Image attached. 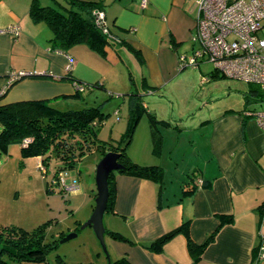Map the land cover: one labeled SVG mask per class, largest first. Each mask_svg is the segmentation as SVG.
<instances>
[{
	"label": "crops",
	"instance_id": "1",
	"mask_svg": "<svg viewBox=\"0 0 264 264\" xmlns=\"http://www.w3.org/2000/svg\"><path fill=\"white\" fill-rule=\"evenodd\" d=\"M30 1L0 0V92L16 79L0 102L49 99L53 107L65 105L68 109L100 104L108 114L127 101L126 93L141 95L147 131L140 140L131 137L126 155L140 165H159L162 176L157 184L143 177L113 175L114 198L106 219L120 221V228L109 229L127 239L125 243L111 242L114 257H125L130 264H264L257 260L259 236L264 234V208H258L264 203V133L251 117L232 109L201 111L203 99L198 107L183 111L192 108L186 96L178 105L182 112L172 114L177 79L187 67L179 68L177 57L191 54L192 48L186 53L182 45L189 35L192 40L198 0H101L105 24L120 42L106 46L100 55L84 43L65 53L51 51L48 27L28 17ZM11 25L18 27L15 36L2 32ZM123 55L131 64L137 62L134 75L120 77V86L113 82L117 88L101 81L103 90H85L81 105L76 102L73 82L92 83L90 74L96 70L99 76L103 73V79L107 63L124 64ZM195 67L197 70L189 72L192 80L201 82L202 76L212 72L201 64ZM65 74L71 78L62 79ZM114 91L117 97L111 98ZM162 101L170 106L168 113L152 107ZM147 111L160 121L155 128L161 136L157 153L152 152ZM119 136L110 134V141ZM167 147L169 153L164 156ZM197 179L202 185H195ZM186 182L193 189L183 193V187H191ZM182 222H186L187 237L195 245H203L199 252L188 251L181 231L164 241L158 251L148 248Z\"/></svg>",
	"mask_w": 264,
	"mask_h": 264
},
{
	"label": "trees",
	"instance_id": "2",
	"mask_svg": "<svg viewBox=\"0 0 264 264\" xmlns=\"http://www.w3.org/2000/svg\"><path fill=\"white\" fill-rule=\"evenodd\" d=\"M62 1L64 5L59 4V10L51 6H41L37 0H31L27 9L31 21L42 22L48 27L51 34L48 39L51 51L65 53L71 46L84 43L97 53L104 54L106 46L120 42L110 31L108 25H106L107 35L94 23L91 12L93 9L103 11L101 0ZM179 66V68L184 67L181 64ZM68 75L65 74L62 79H69L70 76ZM20 76L18 78H22ZM214 76L225 77L212 70L204 81ZM15 81L16 79L11 80L7 88ZM247 84L250 92L257 93L264 98V91L253 84ZM80 86H82L83 91L77 92L74 90L72 96L81 100H83L85 90L88 92L93 88L104 89L102 84L98 82L81 84ZM7 88L1 90L0 100ZM125 95L127 96L126 125L114 144L97 138L99 126L107 115L101 110L100 104L81 109L59 110L50 104L49 99H22L0 102V155L6 153L9 144L17 143L20 155L22 157H38L41 167H46L49 159H55L59 161L60 167L53 172L54 178L59 170L72 171L76 160L93 148L101 151V156L106 151L119 153L117 161L122 165V169L111 171L107 176L108 198L104 213L110 212L114 198L112 178L115 173L143 177L157 184L160 183L162 176V169L159 165H140L130 161L126 155V147L131 139L132 132L141 113L145 112V108L142 106L139 93L129 92ZM251 118L253 119V117ZM147 120L151 132L152 152L157 153L161 136L155 128L160 121L156 120L152 113L148 111ZM23 139H26L27 142L22 143ZM43 171H45L44 168ZM73 174L76 176L77 173ZM193 175L195 176V174ZM197 180V182H194L195 185H202L203 182ZM187 184L191 183L186 182L185 186ZM51 185V183L46 184L45 191H52ZM192 189L193 185L191 184V187H183L182 192H191ZM258 208L262 210L264 203L260 204ZM229 219L230 217H226V221H229ZM48 225V222H43L30 230L12 225L0 226V264H10L1 258L2 254L13 261L44 260L46 251L52 248L51 245L55 242L54 240L45 241V230ZM180 231L186 236L188 251L191 254L199 252L203 245H195L187 237L186 222H182L177 227L164 233L157 240L150 243L148 248L158 251L164 241ZM108 234L112 239L127 240L116 231H108ZM56 260L60 261V258L56 257ZM110 264L130 263L125 257H117Z\"/></svg>",
	"mask_w": 264,
	"mask_h": 264
},
{
	"label": "rangeland",
	"instance_id": "3",
	"mask_svg": "<svg viewBox=\"0 0 264 264\" xmlns=\"http://www.w3.org/2000/svg\"><path fill=\"white\" fill-rule=\"evenodd\" d=\"M37 2L41 6H51L58 10L60 8L59 4L64 5L62 0H37ZM49 35H51L50 31ZM193 35L194 32L191 37ZM195 47L196 44L192 43L189 35V39L183 43L182 49L187 50L186 53H188L190 48ZM183 55L188 56L190 52ZM123 60L125 65L112 62L107 63L108 66L104 65L108 67V70L103 79L101 78L103 73L99 76L97 70L91 71L92 83L96 80L98 83L107 81L111 83V86L113 82H116L119 86L122 85V78L128 79V75H134V64H137V62L134 63L131 55H129V60L134 64H131L125 55H123ZM200 64L206 70L212 69L208 63L203 62ZM194 70H197L195 66L185 67L182 70V72L184 71L182 76H186V81L181 82L183 78L181 76V79H177L180 83L173 92L174 107L172 114L182 112V108L178 105L186 96L189 97L190 107L192 108L188 107L183 111L198 107L197 102L200 99H203V103L200 105H202L201 111L204 112L214 113L224 108L232 109L242 115L245 112L264 111V98L257 93L250 92L249 85L246 82L234 78L218 77L212 80L207 79L201 84L200 79L192 80L191 75H189V72ZM107 82L104 83V86L107 85ZM113 86L117 88L116 84ZM107 92L110 91L107 90ZM112 93L111 98L117 97V92ZM108 95L109 93H107ZM99 99L101 101L102 98ZM80 100L77 97L76 102L81 105L83 101L80 102ZM120 100H123V98ZM93 101L96 100L93 99ZM105 104L106 102L102 106ZM119 105L115 113L111 110L103 118L97 132L98 139L111 142L110 134L117 138L118 133L123 130V121H125L127 115V101L125 100ZM89 106L93 105L86 104V106L82 105L80 107ZM155 106L158 111H163V113L170 111V106L165 105V102L152 105V107ZM56 108L59 110L68 109L65 105H59ZM146 122L145 114L141 115L131 137L133 136L136 140L145 137ZM121 127H123L122 130H120ZM134 138L131 141L132 143L135 142ZM111 143L114 144V142ZM168 153L167 147L163 154L167 156ZM100 158L101 151L94 148L80 156L74 164V169H72L73 173H77L79 188L74 193L63 194L55 185L50 186L52 191H45L46 184L49 185L53 180V172L60 167L59 161L51 158L48 160L46 167H41L37 157H22L17 143H11L7 146L6 153L0 155V226L12 225L30 230L43 222H48L49 225L45 230V241L54 240L55 242L51 245L52 248L46 251L42 261H13L2 254L1 258L3 260L10 264H110L115 259L111 242L125 243V241L112 239L108 231H113L109 227L120 228V221L108 222L106 218L110 215L108 213L102 215V225L105 231L103 233L105 252L102 251L91 226L81 228V225L89 218L94 206V170ZM43 168L45 171H43ZM171 185L168 184V186ZM72 232L75 233V236L59 242L63 236ZM56 257H59L60 261H57Z\"/></svg>",
	"mask_w": 264,
	"mask_h": 264
},
{
	"label": "built area",
	"instance_id": "4",
	"mask_svg": "<svg viewBox=\"0 0 264 264\" xmlns=\"http://www.w3.org/2000/svg\"><path fill=\"white\" fill-rule=\"evenodd\" d=\"M91 15L95 25L108 35L103 11L93 9ZM193 29L192 43L196 47L190 55L177 57L181 65L205 62L222 76L242 80L264 91V0H198ZM2 32L15 36L18 27L11 25ZM204 80L202 76L201 81ZM73 88L83 91L75 82ZM244 116L253 117L264 133V111L245 112ZM77 181L72 171L65 169L56 173L51 184L63 194H70L78 190ZM257 260L264 261V234L259 236Z\"/></svg>",
	"mask_w": 264,
	"mask_h": 264
},
{
	"label": "water",
	"instance_id": "5",
	"mask_svg": "<svg viewBox=\"0 0 264 264\" xmlns=\"http://www.w3.org/2000/svg\"><path fill=\"white\" fill-rule=\"evenodd\" d=\"M119 155V153L114 151H106L96 163L94 170V206L89 218L81 225V228L91 226L103 252H105V247L103 243L104 227L102 225V215L108 198L107 176L111 171L122 169V165L117 161ZM73 236H75L74 232L69 233L63 236L59 242L66 241Z\"/></svg>",
	"mask_w": 264,
	"mask_h": 264
}]
</instances>
